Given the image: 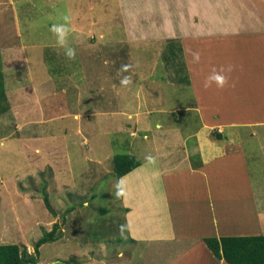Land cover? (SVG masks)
I'll return each mask as SVG.
<instances>
[{
	"label": "rangeland",
	"instance_id": "obj_1",
	"mask_svg": "<svg viewBox=\"0 0 264 264\" xmlns=\"http://www.w3.org/2000/svg\"><path fill=\"white\" fill-rule=\"evenodd\" d=\"M33 1L18 0L27 18L24 46L0 49L8 104L0 113V244L16 243L35 255V242L57 222V238L39 247L36 264H112L118 250L119 261L140 264L139 248L127 247L119 230L112 158L147 155L160 130L149 129L143 139V128L119 111L135 97L144 98L142 109L156 107L160 95L158 108L168 118L166 107L179 105L175 99L190 100L178 35L192 20L200 22L191 13L194 2L210 6L205 10L216 18L223 17L222 6L218 0ZM149 13L161 20L158 30ZM64 16L70 17L72 61L49 31ZM122 64L132 68L118 75ZM128 75L132 83L122 87Z\"/></svg>",
	"mask_w": 264,
	"mask_h": 264
},
{
	"label": "crops",
	"instance_id": "obj_2",
	"mask_svg": "<svg viewBox=\"0 0 264 264\" xmlns=\"http://www.w3.org/2000/svg\"><path fill=\"white\" fill-rule=\"evenodd\" d=\"M215 2L222 18L194 2L191 13L200 22L192 20L178 35L188 60L190 100L175 99L179 105L166 107L168 118L158 108L160 95L156 107L142 109L144 98L135 97L119 111L143 128V139L149 129L160 130L147 153L156 164L133 153L140 164L116 178H123L127 193L117 201L124 225H130L124 231L127 247L139 248L140 264H228L214 256L206 237L264 235V0ZM150 14L148 22L158 30L161 20ZM26 22L18 0H0L1 50L24 46ZM229 65L234 70L223 73L228 78L223 89L204 87L213 69ZM122 254H112V264H124Z\"/></svg>",
	"mask_w": 264,
	"mask_h": 264
},
{
	"label": "trees",
	"instance_id": "obj_3",
	"mask_svg": "<svg viewBox=\"0 0 264 264\" xmlns=\"http://www.w3.org/2000/svg\"><path fill=\"white\" fill-rule=\"evenodd\" d=\"M186 82L188 83L187 77ZM6 102L7 96L0 70V113L8 109ZM112 163L116 178L130 172L140 164L139 160L131 154H116L112 158ZM42 199L46 208L52 211L48 195L44 194ZM58 227V223H54L51 229L45 231L44 235L35 242V255L28 254L25 246L21 248L16 243L0 244V264H36L39 247L43 243L56 240ZM204 241L216 258L223 259L228 264H264V235L206 237ZM72 261L78 264L77 261Z\"/></svg>",
	"mask_w": 264,
	"mask_h": 264
},
{
	"label": "clouds",
	"instance_id": "obj_4",
	"mask_svg": "<svg viewBox=\"0 0 264 264\" xmlns=\"http://www.w3.org/2000/svg\"><path fill=\"white\" fill-rule=\"evenodd\" d=\"M63 20H64V23L52 24L49 28V31L55 36L57 45L61 47L62 49H64V55L66 59L72 61V60H75L76 51L74 48L69 46V43H68V37H69L70 32L72 31V29L69 26L70 17L64 16ZM193 59L195 62H199V59H200L199 53H194ZM131 68H132V65L130 64H122L121 68L118 70V75L125 73V72H129ZM233 70H234V67L232 65H229L227 69L221 68L219 71H217L216 69H213L212 73L205 78L204 87L209 88L212 86V84H215L217 88L223 89L228 84V78L223 73L225 71L230 73ZM131 83H132V79L130 75L122 76L120 79V85L122 87H128L129 85H131ZM145 160L150 165L156 164V157L152 155L145 156ZM126 195L127 193L123 187V178H121L120 180L117 181L115 196L116 198H121V197H126ZM126 227H130V225H120L119 226L121 235H123Z\"/></svg>",
	"mask_w": 264,
	"mask_h": 264
}]
</instances>
